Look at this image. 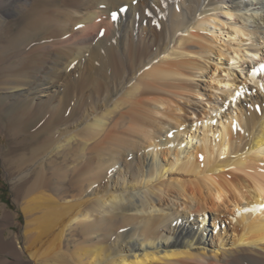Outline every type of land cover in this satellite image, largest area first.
I'll list each match as a JSON object with an SVG mask.
<instances>
[{
	"label": "bare ground",
	"instance_id": "obj_1",
	"mask_svg": "<svg viewBox=\"0 0 264 264\" xmlns=\"http://www.w3.org/2000/svg\"><path fill=\"white\" fill-rule=\"evenodd\" d=\"M0 13V21L21 16L16 35L0 48V89L7 90L0 111L15 115L7 125L11 138L36 142L79 112L75 128L85 131H65L51 144L59 152L83 141L71 155L77 164L69 186L78 192L72 200L39 191L47 181L43 163L23 197L30 261L13 244L16 264H264V58L252 42L264 39V0H0ZM220 15L240 18L242 24L231 23L234 34L251 44L219 49L212 26L226 22ZM214 52L241 64L245 80L238 84L236 64H216L210 77L221 86L215 88L225 112L212 114L188 97L200 95L195 79L204 77ZM14 57L21 61L3 66ZM247 90L256 94L253 108L242 100ZM231 103L243 117L232 115ZM98 138L101 147L87 149ZM114 173L112 188L93 187ZM210 215L212 241L205 237ZM109 224L103 236L116 235L110 247L101 235ZM1 229L0 249L8 246ZM75 229L83 238L71 250L66 240Z\"/></svg>",
	"mask_w": 264,
	"mask_h": 264
},
{
	"label": "rangeland",
	"instance_id": "obj_2",
	"mask_svg": "<svg viewBox=\"0 0 264 264\" xmlns=\"http://www.w3.org/2000/svg\"><path fill=\"white\" fill-rule=\"evenodd\" d=\"M22 4L20 3L19 6H21L22 8H29L28 4H25V3L23 5ZM133 4L137 5V1H134ZM226 4L229 5L230 3L226 1ZM142 7L144 9L145 6L143 5ZM225 8H227V7H225ZM125 9H128V7H123V9H122L123 13L126 12ZM18 10L20 11L21 9H18ZM226 10L227 9H225V11ZM0 15H2V13H0ZM220 16H221V19H225L224 21H226L225 23H221V26L223 25V29L221 26H219V27L212 26V31H214L215 37L217 39V40L215 39L216 46L219 47V49L221 47L222 48L230 47V46L231 47H237V45H239L240 43H241V45L251 44L249 42L248 38H245V36H243V35L242 36L241 35L236 36V34H234L236 32L234 31V26H231L232 25L231 23L242 24V20H237L240 18H238V17L235 18V16H233L234 18L223 17L222 15H220ZM20 17L21 16H19V15H15L14 17H12L10 19L4 20V18H3L0 21V23H1L0 24V30H1L0 31V45H1L0 48L5 47L6 43L9 42L8 41L9 38L11 39L14 37V35H16V32L14 35H10V34H13L12 30H16L17 24L21 21ZM132 17L133 18L135 17V14L133 13V11L131 12V15H130L129 21H128V27L129 28H131V26H132V24H131L133 21ZM149 26L151 27V24H149ZM149 26H148V24H144L143 29H148ZM13 28H15V29H13ZM5 29H7V30H5ZM10 30H11V32H10ZM5 31L7 33L6 35H4ZM218 35H219V37H218ZM5 36H8V39H6L7 37H5ZM242 37H244V38H242ZM3 38L6 39V40L4 39L6 42L3 40ZM142 38H143L142 29H140L139 31H136V42L138 43V40L143 42ZM231 39H234V40L231 41ZM252 42L254 44H256L258 48H260V57L264 58V39L255 38ZM1 43H3V44H1ZM226 45H228V46H226ZM242 49H245V47H243ZM0 57H1V55H0ZM2 57H4V56H2ZM5 57H7V56H5ZM210 57H211V60L208 61L210 66H209L208 70L205 72L204 77H200V78L195 79V83H194L195 85H197L199 87V89H200L199 93L201 96L199 94H198L199 96H195V94H194V97H193V95H191L192 97L191 96H190V98L188 97L189 103L191 106L193 105V107H195V108L197 107V109L200 110V112L202 111V112L206 113V112L210 111L212 113L213 111L215 112V111H220V110L225 112L224 109L219 108V107L225 105L224 100L223 101L221 100V98L224 95L221 91L216 90V88H215V87H219L220 85L217 86L216 85L217 83L215 82V80H213L210 76H211V74H214V71H215L214 69H216L217 63H223V64H220L221 65L220 67H222V68L225 67V64L229 65V64H236V63L234 60L229 61L226 58L221 57L219 55V52H214V54L210 55ZM220 58H223V60H221ZM15 60H17L18 62ZM19 60L21 61L20 57L19 58L14 57L13 59H10L8 61L3 62L2 64H3V66L7 67V66H9V64L14 65L16 63H19ZM42 63L40 65V68L44 69L45 63H47V62H42ZM5 64H7V65H5ZM239 65H241V64L237 63L235 65V68H234L235 69V71H234L235 75L234 76L236 77L238 84L242 85L244 83L245 78H244V76H242L243 74L241 73V71H239L240 70ZM237 69H239V70H237ZM217 74H220L222 76H226L225 72L219 73V71H218ZM89 86H90V88H92L91 84ZM61 90H63V88L60 90H56V93L59 94V92ZM6 92H7L6 89L5 90L0 89V101L3 100V98H5V96L3 97V95H5ZM80 93L81 92L79 90V94ZM218 93L221 95V97ZM79 94H78V96H79ZM89 97H90L89 92H86L83 96V100L88 99V108L90 109L91 105L93 104V101ZM255 97H256V94L255 93L253 94L252 90H247V92H244V96H242V100L245 101L244 105H246L249 102V106L253 108ZM90 102H91V104H90ZM230 106L232 107V110H233V112H232L233 116L243 117V112H242V110L239 109V107L235 106L232 103ZM215 107H217V108H215ZM211 108H212V110H211ZM84 110H86V107L84 108ZM226 110H227V108H226ZM243 111L245 112V109H243ZM77 114H80V112ZM77 114L75 113L74 115H72V113H71L70 115L65 116L63 118V122H65V123H63V122H61V124L56 123L55 129H54V131L52 130L53 131L52 133L51 132L50 133H44L43 135H40L38 137V139H37L38 141L36 140V142L35 141L31 142L30 141L31 139L27 141V139L24 140L22 137H20L22 140H20V139H18V141L13 140L11 138V134H10L9 130H7L8 129L7 125H8V121L11 120V118L15 117V115H13L12 117H9L5 114L3 115V112L0 111V228H2L1 230L3 231V238H4V242L6 243L5 245H8V246L0 249V261L8 259V260H11V262H13L14 264L19 262V260H17V258H15V254H17V252H16L17 249L14 250L16 253L15 252L13 253V250H12L13 248H11L13 244H14V246H16L18 248V251H20V253L22 252L23 259L26 261H30L29 257L25 254L26 217H25L24 213L22 212L21 204L23 201V197H25V194H27V192L29 191V188L31 187V185H33L32 183H34L38 177L37 174H39V171L41 170V165H42L41 163H43L45 166L46 171H45V179L43 182H45L47 180L45 182L47 187L45 184H43V186L41 187V189L39 191H44V192H47L49 194H52V195H54V197H56L58 199L63 197L62 203H66V202L71 201L72 197L78 193V192L77 193L73 192L71 186H69L70 179L72 177L71 174L73 173L72 171L75 170L74 166L77 164L75 161V156L73 157L74 158L73 159L71 155L75 154L77 152V148L79 150L80 147L81 148L84 147V145L82 146L83 141H80V142L76 141L75 144L73 145L74 149H73V147L71 149H68V147H67L66 149L60 150L59 152L54 151V149L52 148L53 146L51 145V144L55 143V141L58 140L60 138V136L62 134H64L65 131H72L76 135H77V133L80 135L85 133V131H83L81 129L77 130V128H75V127H77V125L80 124V121H81L80 120L81 114L76 116ZM74 116H75V118H74ZM10 122H12V121H10ZM67 123H69V124H67ZM41 125H42V121L36 125V127L32 130V132H34V133L38 132ZM199 129H198V131H199ZM192 130H193L192 126L191 125L188 126L189 133L190 132L192 133ZM53 133L57 137L55 135H53ZM51 134L53 135L54 138L51 137L52 136ZM46 140L48 141V144L46 143ZM96 142L99 144H97ZM91 144H93V145H91ZM91 144L89 145V147H87V149L88 148L91 149V148H93V146H95V147L98 146L100 148L101 147L100 138L92 141ZM49 147H51V149ZM13 148H15L14 150H16V151L12 152L11 149H13ZM46 149L49 150V152ZM74 150L76 151L75 153H73ZM69 151L71 152V154ZM36 159H37V161H36ZM68 160L71 162H69ZM34 161H36V162H34ZM39 161H41V162H39ZM72 162L74 163V165H72ZM120 169L123 170V173L125 172V170H126L125 163L120 164V166H118V170H120ZM52 175H54L53 179H51ZM64 175H66V176L68 175V177H66V179H65V178H63ZM117 177L118 176L115 175V173H114V176L112 175V177H107V178L103 177L102 179L99 178L100 183L93 185V187L95 189H97L98 192H101V191L103 192L104 190H108V189L112 188L113 181H116ZM49 180H50V182H48ZM43 188H44V190H43ZM91 188H89L88 191L86 190V192H83L84 198H82V200L83 199H85V200L89 199V193L93 189V188L92 189ZM20 195H21V197H19ZM63 195H67V196L65 197ZM64 197H65V199H64ZM77 199H79V198H77ZM6 215L9 217V220L6 222H3L4 221L3 217ZM211 218L212 217L210 215L208 217V219L206 220V223H205L207 226L208 232L206 233V235L204 233V235L208 241H212L213 239H215L214 228L212 226ZM223 218L225 220L223 227L225 228V230L226 229L229 230L230 227H229L228 223L226 222V220L229 221V218L227 215H223ZM117 222L118 221H115V222H113L114 224L113 223H111V224L114 227H115V225L117 227V226H119V223H117ZM111 224H109L108 226L106 225L101 232L102 242L104 244L108 245L109 247L115 245L114 243H115L116 235L113 234V236H111L109 238H105V236H103V234L105 233L104 235H107L110 233V230H108V228L111 227L110 226ZM223 227L220 225V230H222V232L224 230ZM203 229L204 228H202V230ZM75 230L76 231H74V232H70L71 234H68L70 236L67 237V240H66V244L69 243L72 246L71 250H72L73 246L76 245L77 241L79 239L83 238V236L80 232L81 230L80 229H75ZM218 231H219V227H218ZM230 234H228V235H230ZM80 236H82V237H80ZM227 238H231V237L227 236ZM66 249L68 250L67 247L65 248V250ZM199 264H205V263L202 261V262H199Z\"/></svg>",
	"mask_w": 264,
	"mask_h": 264
},
{
	"label": "snow or ice",
	"instance_id": "obj_3",
	"mask_svg": "<svg viewBox=\"0 0 264 264\" xmlns=\"http://www.w3.org/2000/svg\"><path fill=\"white\" fill-rule=\"evenodd\" d=\"M115 18V17H114Z\"/></svg>",
	"mask_w": 264,
	"mask_h": 264
}]
</instances>
